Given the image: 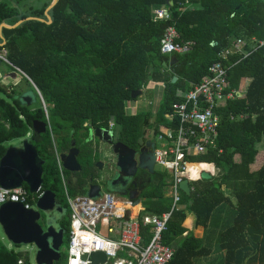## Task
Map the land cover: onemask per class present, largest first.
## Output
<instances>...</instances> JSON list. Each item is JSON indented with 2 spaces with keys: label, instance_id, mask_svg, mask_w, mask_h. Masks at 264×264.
I'll return each instance as SVG.
<instances>
[{
  "label": "trees",
  "instance_id": "1",
  "mask_svg": "<svg viewBox=\"0 0 264 264\" xmlns=\"http://www.w3.org/2000/svg\"><path fill=\"white\" fill-rule=\"evenodd\" d=\"M52 2L42 0L36 7L29 0H0V43H6L0 50L6 49L9 62L34 82L49 112L48 119L42 104L34 109L0 86V160L12 142L33 133L36 121L47 124V132L40 138L33 135L30 142L45 161L42 191L53 192L64 209L60 224L69 241L71 210L54 139L61 152H69L73 143L80 150L82 172L65 174L70 194L84 196L99 160L89 142L91 129H108L113 121L120 127L117 141L138 150L149 129L159 136L174 127L166 115L180 102L178 92L194 89L222 62L231 66L227 92L237 94L215 109L221 118L217 148L186 160L194 191H184L185 208L173 214L165 243L176 251L170 264H195L212 252L196 230L218 223L217 213L227 208L231 215L220 222L216 235L225 253L222 264H264V161L252 169L264 152V0H196V10L190 11H184L183 0H59L49 24L46 10ZM161 8L169 11L170 19L155 18L154 11ZM31 17L45 22L26 21L1 31L4 23L14 26ZM171 27L177 29L178 42L193 43L190 52L162 53ZM240 39L245 42L242 53L225 61L223 52ZM244 79L251 80L245 94L240 92ZM153 83L166 87L158 112L129 115L126 105L134 101L132 94ZM216 169L221 171L216 174ZM204 173L211 179H204ZM147 176L146 212H169L171 173ZM34 197L30 194L32 204ZM187 219L193 220L191 231L184 226ZM143 234L149 242L151 229ZM66 257L62 254L58 264ZM0 264H31L30 253L10 250L0 241Z\"/></svg>",
  "mask_w": 264,
  "mask_h": 264
},
{
  "label": "built area",
  "instance_id": "2",
  "mask_svg": "<svg viewBox=\"0 0 264 264\" xmlns=\"http://www.w3.org/2000/svg\"><path fill=\"white\" fill-rule=\"evenodd\" d=\"M196 0H183L184 11L196 10ZM158 20L170 19L167 9L154 11ZM176 27L166 31L162 41V53L184 55L191 51L192 42H178ZM245 46L238 40L233 48L223 52L221 57L228 61L236 53H242ZM260 46H264L261 42ZM250 54H246L248 57ZM0 59L14 67L7 58V52L0 53ZM231 66L219 62L214 64L202 82L190 91L178 92L181 99L173 105L171 114L166 119L174 125L167 128L156 138V167L159 171L171 173L167 196L172 199L169 212L162 215L133 214L135 207L131 199L118 197L110 192H102L101 197L72 196L66 191V198L71 210V231L69 236L66 262L64 264H95L91 260L94 253H104L107 260L98 264H170L176 254L173 247L165 243V234L173 214L182 210L184 190L182 184L187 181L191 192L194 180L190 178L186 160L208 154L217 148L220 136L221 118L216 108L235 99L236 92H227V83ZM31 84L34 82L20 69ZM46 116L49 119L48 106L40 94ZM88 126V125H86ZM108 130L118 137L120 127L113 121ZM56 149L59 169L64 178V168L60 154ZM220 170H217V174ZM44 192L39 190L29 202L30 192L24 187L17 190H5L0 187V206L7 202L21 203L26 209H36L37 202ZM151 229L152 238L146 242L143 230ZM64 253V252H63ZM86 256V258H85Z\"/></svg>",
  "mask_w": 264,
  "mask_h": 264
},
{
  "label": "water",
  "instance_id": "3",
  "mask_svg": "<svg viewBox=\"0 0 264 264\" xmlns=\"http://www.w3.org/2000/svg\"><path fill=\"white\" fill-rule=\"evenodd\" d=\"M58 2L59 0H54L46 10L49 24L52 23L50 11ZM31 20L45 22L44 19L31 17L19 21L14 26H8L4 23L1 26V30L3 28H17L24 22ZM5 44L4 41L0 46H4ZM4 63L5 61L0 59V68H2ZM16 76L18 75L16 74ZM177 80L178 78H174L173 82L175 83ZM33 86L38 90L35 85ZM142 94L143 91L134 92L132 94L133 100L141 97ZM27 99L28 96H25L23 101L26 102ZM46 132L47 124L40 121L34 123V137L40 138ZM95 139L101 144L113 146L117 157V169L120 178L123 176L130 180L139 169L146 170L151 175L155 174L156 144L153 141H147L144 147L143 143H141L139 150L136 151L117 141L113 131L108 129H91L89 142H93ZM149 148H152V151H149ZM79 155L80 150L73 143L70 151L61 155L65 170L70 173L82 172V167L78 161ZM44 165L45 161L41 158L36 146L28 138L24 139L20 145L8 147L6 154L0 160V187L5 190H17L27 185L30 194L34 195L43 187ZM203 178L211 179V176L204 173ZM182 189L188 195L191 194L190 185L187 181L182 184ZM102 190L103 188L100 184L92 183L89 186L88 197L92 199L101 197ZM141 194L142 192L137 198H134V205L141 203ZM130 199L133 200V198ZM63 215L64 209L58 205L56 195L53 192L47 191L44 192L42 198L37 202L36 209L28 210L23 204L13 202H7L0 206V226L7 240L13 245H26L35 248L37 264H56L61 261V249L65 242V231L57 224L59 216ZM43 218H45L46 227L40 224ZM91 260L95 264H98L106 262L107 258L104 253H94L91 256Z\"/></svg>",
  "mask_w": 264,
  "mask_h": 264
},
{
  "label": "crops",
  "instance_id": "4",
  "mask_svg": "<svg viewBox=\"0 0 264 264\" xmlns=\"http://www.w3.org/2000/svg\"><path fill=\"white\" fill-rule=\"evenodd\" d=\"M54 1V0H53ZM6 25H8V24H6ZM9 26V25H8ZM2 31V30H1ZM2 37H3V35H1ZM4 43V42H3ZM3 43H0V44H3ZM6 45V44H5ZM4 45V46H5ZM4 46H0V48H3ZM4 51H6V49H2V50H0V53H2V52H4ZM7 52V51H6ZM7 55H8V53H7ZM14 66V65H13ZM14 68H17V67H15L14 66ZM22 71V70H21ZM250 83H251V80L250 79H244L243 81H242V83H241V87H242V89L241 90H245V92L247 91V88L249 87V85H250ZM155 85L157 86V85H159L160 86V88H158L157 90L155 89ZM165 89H166V87H165V85L164 84H157V83H153V84H151L150 85V96H151V99H150V101H149V103H148V106L149 107H142V105L140 104V103H142V101H140V100H134V101H131V102H128L127 103V105H126V107H127V112H128V114L129 115H137V114H139V113H142V112H147V111H153V113H157L158 112V110H159V108H160V106H161V103L163 102V100H164V95H165ZM180 92V91H179ZM241 92V91H240ZM243 92V91H242ZM241 92V93H242ZM245 92H243L244 94H245ZM154 98H155V100H156V98H157V102L155 103L154 102ZM154 134H155V131H154V129H149L148 131H147V133H146V137H145V140H143L141 143H143V144H145L147 141H152L153 139H155V142H156V138H157V136H156V134H155V136H154ZM153 135V137H155V138H153V139H151V137L150 136H152ZM157 144V143H156ZM55 148H57V151H58V153L60 154V158H61V155L63 154V153H65V152H61L60 150H59V147H58V144H57V142H56V140L54 139V151H55V154H56V149ZM140 148V147H139ZM156 148H157V146H156ZM80 156V155H79ZM56 157H57V154H56ZM79 158V157H78ZM99 159H100V157H99ZM259 160V159H258ZM57 161H58V159H57ZM62 161V160H61ZM79 161V160H78ZM264 160H261L260 161V163L258 164V163H256V165H254L253 166V170H256V169H258L260 166V164H262V162H263ZM63 164V163H62ZM81 165V164H80ZM58 166H59V163H58ZM63 168H64V166H63ZM217 170H220V169H216V174H217ZM59 171H60V169H59ZM67 171V170H66ZM159 171V170H158ZM221 171V170H220ZM157 172V171H156ZM160 172V171H159ZM162 172V171H161ZM60 175H61V178H62V181H63V176H62V174H61V172H60ZM64 178H65V182L63 181V184H64V187H65V197H66V191H68L69 192V190H68V181H67V177H66V174H65V168H64ZM93 182H90V185L92 184ZM93 184H95V183H93ZM99 184V183H98ZM89 185V186H90ZM101 186H102V184H100ZM89 186H88V190H89ZM102 188H103V190H102V192H110V191H107V190H105L104 189V187L102 186ZM88 190H87V193H86V195H84V196H88ZM191 191V190H190ZM144 192H145V190H144V188H143V191H142V196H141V203L139 204V205H135V207H134V209H133V214L134 215H138L139 213H140V211H142V209H144V212L143 213H141V215H151V214H149V213H147L146 212V208H145V205H143L144 204V202H146V200L144 199ZM70 193V192H69ZM110 193H112V192H110ZM81 196V195H80ZM67 199V198H66ZM133 201V203H135V200H132ZM60 206V205H59ZM185 208V206L183 205V207H182V209H184ZM230 210L229 209H227V208H222L218 213H217V219H218V223H210L209 224V227L207 228V229H205V228H202V227H200V228H198L197 230H196V236L198 237V238H202L203 239V241H204V244L206 245V246H208L211 250H212V252H211V254L209 255V256H206V257H202V258H198V259H196L195 260V264H222L223 263V258H224V256H225V253L223 252V251H221L220 249H219V247H218V241H217V239H218V237L216 236L217 234H219V231L221 230V225H220V222H223V221H225L228 217H229V215L228 214H230L231 215V212H229ZM62 217L63 216H59V218H58V221H57V224L59 225V227L60 228H62L61 227V224H60V221H61V219H62ZM193 220L192 219H187V221L185 222V224H184V226H185V228L187 229V230H189V231H191V230H193ZM64 230V229H63ZM185 235H187V234H185ZM70 236V235H69ZM65 238H66V235H65ZM68 243H69V241H68ZM64 246V245H63ZM62 254H64L63 253V251H62V249H61V255ZM62 259V258H61ZM61 262V261H60ZM59 262V263H60ZM65 262H66V260H65ZM64 262V263H65ZM63 263V264H64ZM56 264H58V263H56Z\"/></svg>",
  "mask_w": 264,
  "mask_h": 264
},
{
  "label": "flooded vegetation",
  "instance_id": "5",
  "mask_svg": "<svg viewBox=\"0 0 264 264\" xmlns=\"http://www.w3.org/2000/svg\"><path fill=\"white\" fill-rule=\"evenodd\" d=\"M5 65H8V64L4 63L2 68H0V76L2 77V78L0 77V80L15 81L14 84L10 85L9 90L7 89L8 92L7 91L6 92L15 99L19 97L23 100L25 96H28L26 104L29 106H32L34 103L33 95L30 92L26 93L25 91L21 89V85L18 82V76H16L17 72L12 71V70H9V71L5 70L4 68ZM152 141L156 144L155 139H153ZM144 146L145 144H143V147ZM149 151H152V148H149ZM98 153H99L98 155H101V153H103V156L100 157V159L94 165L93 173L90 175L91 182L95 184H98V183L102 184L105 190L112 192L118 197H122L126 199L133 198V200H135L134 198H137V196L143 191V188L145 187L144 186L145 181L149 179L147 174H150V173L146 170L139 169L136 172L135 176L131 178L130 180L123 176L122 178H120L119 171L117 169V157H116V154L114 153L113 146L100 143V146L98 147ZM155 153H156V148H155ZM104 158L107 159V161H103ZM108 165H115V167L110 166L108 170V167H107ZM142 172L146 174H142Z\"/></svg>",
  "mask_w": 264,
  "mask_h": 264
},
{
  "label": "rangeland",
  "instance_id": "6",
  "mask_svg": "<svg viewBox=\"0 0 264 264\" xmlns=\"http://www.w3.org/2000/svg\"><path fill=\"white\" fill-rule=\"evenodd\" d=\"M29 2L33 6H36V7H38V6H40L42 4V0H29ZM4 68L7 71H9V70H12L13 71V69L16 70L14 67L10 66L9 64L8 65H5ZM17 75H18V82L21 85V89L23 91H25L26 93L30 92L33 95V102L34 103H33V106L32 107L34 109L39 108L41 106V104H42V100H41V98L39 96L40 93L38 92L39 90H36L34 86H33L34 87L33 88L32 87V84L28 82L29 80L22 73L18 72ZM0 82H1L0 83L1 84L0 86L3 87L6 91H7V89L9 90V87H10L11 84H14L15 83V81H11V80H0ZM158 88H160V86L159 85H157V86L155 85V89L157 90ZM149 89H150V87L148 88V90H144L142 96L138 98V100L142 101V103H140L142 105V107H146V106L149 107L148 106V103H149V101L151 99V96H150V93H149ZM241 89H242V87H241ZM241 89H240L241 92L242 91L245 92V90H241ZM3 97H5L4 94H3ZM154 102L155 103L157 102V98H156V100L154 98ZM32 137H33V133H31L28 136V139L31 140ZM150 137H151V139L155 138V137H153V135L150 136ZM92 143H93V147L92 148H93L94 151L96 150L95 152L98 155L99 154L98 153V147L100 146V143H99V141L97 139H95ZM19 144H21V141H15V142H12V144L10 146L19 145ZM102 147H104V146H102ZM103 153H101V155H98V158L99 157H102L103 156ZM258 159H259V160H257V163L258 164L260 163L261 160H264V152L261 154V156ZM103 161H107V159L104 158ZM110 166L111 167H115V165H108L107 166L108 167V170H109ZM158 170H159V168L156 167V171H158ZM143 205H145V202H144ZM40 224L43 225L44 227L47 226L46 221H45V218H43L40 221ZM0 241L3 244H5L10 250H15L17 252L19 251V252H24V253H26V252L27 253H30L31 264H37V262H36V251H35V248L33 246H26V245H23V246L13 245L11 242H9L7 240V238H6L5 234H4L1 226H0ZM67 250H68V239L66 237L65 238V242H64V246L62 247V251L64 252V254H66Z\"/></svg>",
  "mask_w": 264,
  "mask_h": 264
}]
</instances>
